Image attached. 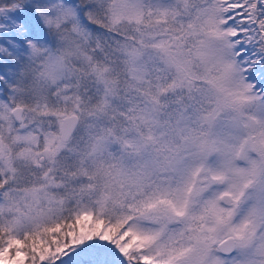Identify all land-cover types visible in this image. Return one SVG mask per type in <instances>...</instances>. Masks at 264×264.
<instances>
[{
	"label": "snow or ice",
	"instance_id": "6c2138e0",
	"mask_svg": "<svg viewBox=\"0 0 264 264\" xmlns=\"http://www.w3.org/2000/svg\"><path fill=\"white\" fill-rule=\"evenodd\" d=\"M0 264H264V0H0Z\"/></svg>",
	"mask_w": 264,
	"mask_h": 264
}]
</instances>
